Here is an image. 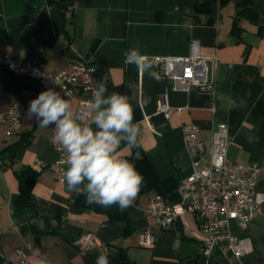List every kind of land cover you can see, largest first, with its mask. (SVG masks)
<instances>
[{
	"label": "crops",
	"instance_id": "crops-1",
	"mask_svg": "<svg viewBox=\"0 0 264 264\" xmlns=\"http://www.w3.org/2000/svg\"><path fill=\"white\" fill-rule=\"evenodd\" d=\"M249 2L260 11L258 21L240 17L237 29L238 0H0V15L8 32L23 36L41 51L44 70L59 72L81 59L94 62L96 85L107 77L108 94L127 95L140 128L141 146L122 143V158L130 161L145 154L150 163L143 164L146 182L156 175L162 182L175 175L180 183L192 171L183 136L187 123L197 124L209 145L217 123L226 122L231 135L229 158L264 165V0ZM195 39L202 54L217 53L220 58L213 93L173 89L154 60L189 55ZM0 49L27 54L20 47L0 44ZM133 51L138 55H132ZM145 60L151 63L149 70L142 66ZM149 71L158 79L150 77ZM163 97L173 108L169 117L158 112ZM18 99L1 86L0 112ZM4 124L7 134L9 123ZM22 131H31L32 140L16 151L14 166L3 164L7 158L0 156V264H15L16 248L27 242L35 247L31 264L41 260L95 264L102 254L110 264H264V214L246 229L232 223L236 235L251 238L252 249L239 262L230 253H202L204 234L199 218L191 213L185 215V222L178 220L169 228L154 225L155 246H142L138 233L152 223L145 208L161 192L155 187L142 190V184L131 207L121 211L118 205L111 206L129 217L131 232L126 234L124 223L80 204L66 182L59 180L52 167L59 151L51 145L50 127H37L26 111ZM3 133L0 125V138ZM19 133L5 140L0 150ZM28 167L39 172L32 207L15 209L12 201L19 192L15 169ZM258 188L264 193V174ZM88 233L95 234L99 244L82 252L76 241ZM121 254H126L124 261Z\"/></svg>",
	"mask_w": 264,
	"mask_h": 264
},
{
	"label": "built area",
	"instance_id": "built-area-1",
	"mask_svg": "<svg viewBox=\"0 0 264 264\" xmlns=\"http://www.w3.org/2000/svg\"><path fill=\"white\" fill-rule=\"evenodd\" d=\"M154 60L162 67L163 75L171 81L173 89L215 92L216 68L220 58L217 53L202 54L198 40H192V52L189 55L156 56ZM0 63L16 73L32 78L35 82V86L28 89L23 98L14 101L9 109L0 112V122L9 123V136L21 130L23 114L27 111L30 101L38 97L40 92L49 88L61 92V95L72 103L73 113L76 115L91 100L93 90L97 86L98 68L94 62L87 59H81L69 68L53 73L27 64L24 56L12 50L0 49ZM158 112L164 113L166 117L173 112L165 97L159 101ZM50 128L53 137V128ZM183 136L186 151L192 158V171L178 185L179 200L174 201L161 193L150 199L145 214L152 223L139 231V242L142 246L154 247L157 241L154 225L169 228L178 220L185 222V215L191 213L199 218L204 234L201 237L202 253H230L239 262L241 256L252 249L251 238L236 235L231 225L235 222L242 229H246L256 216L264 214V193L258 188L260 178L264 174V165L229 158L231 135L226 122L217 123L209 145L203 139L200 127L195 123L183 125ZM51 145L59 151V158L52 167L58 173L59 180L65 182L63 150L60 145L53 143L52 138ZM76 243L81 251L85 252L98 245L99 241L95 234L88 233L81 235ZM34 250L35 247L30 242L24 247L16 248V262L31 264L30 256Z\"/></svg>",
	"mask_w": 264,
	"mask_h": 264
},
{
	"label": "clouds",
	"instance_id": "clouds-1",
	"mask_svg": "<svg viewBox=\"0 0 264 264\" xmlns=\"http://www.w3.org/2000/svg\"><path fill=\"white\" fill-rule=\"evenodd\" d=\"M142 66L149 70L151 63L145 60ZM148 74L158 79L154 72ZM27 118L39 128H53L52 141L64 153V180L70 193L84 195L87 202L101 207L118 205L123 211L132 206L144 177L119 149L122 143L140 147V128L129 97L108 94L107 77L97 82L91 100L78 114L74 115L69 99L49 88L30 101ZM95 264H110L108 256H98Z\"/></svg>",
	"mask_w": 264,
	"mask_h": 264
},
{
	"label": "trees",
	"instance_id": "trees-1",
	"mask_svg": "<svg viewBox=\"0 0 264 264\" xmlns=\"http://www.w3.org/2000/svg\"><path fill=\"white\" fill-rule=\"evenodd\" d=\"M260 15V11L258 8L253 7L249 0H238V11L234 18V29L238 27V19L240 17H248L252 21H258V17ZM0 44L4 46H12V47H20L24 48L27 52L25 58L32 61L34 64L40 65L43 55L41 51L35 47L30 41L24 38L21 35L8 32L2 25V16L0 15ZM98 73V71H97ZM0 84L3 90L14 94L19 99L23 98L26 91L31 87L35 86V82L32 78L16 73L10 70L5 64L0 63ZM19 131L17 132V134ZM16 134V135H17ZM31 131H22L19 133L18 138L8 144L3 150H0V156L6 157V160H3V164H9L14 166L15 162V153L20 147H24L29 144L32 140ZM132 162L136 169L142 174L143 172V164L149 163L148 157L143 154L141 157H134ZM156 175L155 171L153 170ZM15 173L19 180V192L13 197V206L15 209L20 208H29L32 207V189L37 181L39 172L36 169L31 167L24 169H15ZM166 182V185L164 183ZM165 182H162L158 175L150 181H143L142 190H146L148 188L155 187L161 194L166 195L167 192H170L172 196L170 197L172 200H179V194L177 191L179 181H177V177L172 175L168 177ZM167 196V195H166ZM75 199L80 204L86 205L97 212L105 213L109 220L112 221H120L124 223L125 232L129 234L131 232V222L129 217L126 214H123L112 207H101L95 203H89L86 201L84 195L77 196L75 195ZM122 260L119 257L116 259L120 261H124L126 259V254H121Z\"/></svg>",
	"mask_w": 264,
	"mask_h": 264
},
{
	"label": "rangeland",
	"instance_id": "rangeland-1",
	"mask_svg": "<svg viewBox=\"0 0 264 264\" xmlns=\"http://www.w3.org/2000/svg\"><path fill=\"white\" fill-rule=\"evenodd\" d=\"M0 87H1V84H0ZM0 125L4 128L3 137L0 138V146H2L5 143V140H11L12 137L7 135L6 132H5L7 124H4V123L0 122Z\"/></svg>",
	"mask_w": 264,
	"mask_h": 264
},
{
	"label": "bare ground",
	"instance_id": "bare-ground-1",
	"mask_svg": "<svg viewBox=\"0 0 264 264\" xmlns=\"http://www.w3.org/2000/svg\"><path fill=\"white\" fill-rule=\"evenodd\" d=\"M27 64H33L36 65L38 67V69H43L40 65L34 64L32 61H30L29 59H27ZM15 264H20L19 262H15Z\"/></svg>",
	"mask_w": 264,
	"mask_h": 264
}]
</instances>
